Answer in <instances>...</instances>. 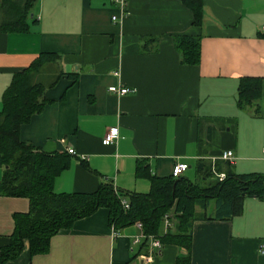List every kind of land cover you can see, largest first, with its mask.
<instances>
[{"label":"crops","instance_id":"crops-1","mask_svg":"<svg viewBox=\"0 0 264 264\" xmlns=\"http://www.w3.org/2000/svg\"><path fill=\"white\" fill-rule=\"evenodd\" d=\"M200 1L195 25L182 0H128L123 9L110 0H36L28 33L0 32V111L13 76L41 53L58 56L41 76L50 84L47 104L19 130L36 151L67 155L55 194H93L105 184L120 195L146 194L138 166L168 178L185 164L181 176L203 186L213 170L264 175V0ZM180 36L199 39L197 65L182 64ZM243 79L260 82L251 104L239 101ZM118 85L131 93L108 92ZM111 128L117 140L104 146ZM225 152L233 163L220 159ZM29 208L27 198L0 195V253L10 245L14 215ZM215 211V200L197 207L189 250L161 242L152 249L136 224L113 235L108 210L99 208L52 236L46 254L31 256L24 241L4 264H264V199L245 198L241 213L225 220ZM169 229L173 222L162 234Z\"/></svg>","mask_w":264,"mask_h":264},{"label":"trees","instance_id":"trees-1","mask_svg":"<svg viewBox=\"0 0 264 264\" xmlns=\"http://www.w3.org/2000/svg\"><path fill=\"white\" fill-rule=\"evenodd\" d=\"M192 12L194 24L200 22V0H182ZM36 0H4L0 4L3 18L1 33H28L36 23L30 14ZM176 49L184 65L199 62V39L180 36L175 39ZM58 56L41 53L21 73L13 76L3 94L0 111V195L27 198L29 211L14 215L15 229L10 245L0 253V264L17 258L23 242L29 244L31 256L44 255L49 241L58 231L69 229L74 222L92 216L99 208L108 210V223L115 230L141 223L145 235L156 237L161 243L175 244L190 249L192 223L198 218L197 207L215 200L214 218L225 220L242 211L245 198L264 199V175H235L226 173L221 182L209 181L206 185L191 183L180 176L157 178L147 169L138 166V174L146 176L149 192L120 195L112 184L101 185L93 194H55L53 182L68 164L66 154H48L36 151L19 138V130L33 115L42 112L47 104L44 93L47 86L42 80L45 68L53 65ZM240 104H251L260 97V82L243 79L238 88ZM201 165L199 166V170ZM204 176L201 180L209 179ZM126 201L125 209L122 202ZM170 216L173 228L162 234L163 218ZM183 261H180V263ZM188 264V261H185ZM184 263V262H183ZM185 264V263H184Z\"/></svg>","mask_w":264,"mask_h":264},{"label":"built area","instance_id":"built-area-1","mask_svg":"<svg viewBox=\"0 0 264 264\" xmlns=\"http://www.w3.org/2000/svg\"><path fill=\"white\" fill-rule=\"evenodd\" d=\"M110 1L115 3V4H117L120 7V9H123L126 6L127 2H128V0H110ZM116 20H117L116 17H112V21L115 22ZM262 30L264 31V27H262ZM108 92L113 94V95H116V96H124V95H127V94L131 93V90H129L126 87L118 85V86L109 87L108 88ZM117 137H118V129L117 128L109 129L107 131V133L105 134L104 138L102 139V145L109 146V145L114 144L116 142V140H117ZM263 150H264V148H263ZM67 153L69 155H74V151L72 149H68ZM220 159L223 160V161L230 162V163H233L234 160H235L234 155L232 154V152L223 153L220 156ZM186 170H187V165H185V164H176L173 167V169H172L171 176L173 178H178ZM212 175H213V180L214 181L221 182V181H223L225 179V175L224 174L217 173L214 170L212 171ZM122 205L124 206L125 209L128 208V204H127L126 201H123ZM163 225L167 229L171 227V222H170V216L169 215H165L164 216ZM136 226L141 231V235H140L141 239L145 240L152 249H156V250H160L161 249V243L156 237L150 236V235H145L143 233L141 223H136ZM111 232H112L113 235L116 234L115 229L113 227H111ZM136 242H138V240H136Z\"/></svg>","mask_w":264,"mask_h":264}]
</instances>
